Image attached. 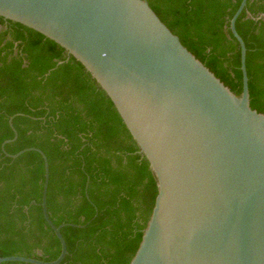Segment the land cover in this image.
<instances>
[{
	"label": "water",
	"instance_id": "obj_1",
	"mask_svg": "<svg viewBox=\"0 0 264 264\" xmlns=\"http://www.w3.org/2000/svg\"><path fill=\"white\" fill-rule=\"evenodd\" d=\"M240 48L242 91L231 92L160 21L146 0H0V17L64 49L112 102L145 156L157 195L129 264H264V114L249 105L246 48ZM8 124L14 137L17 134ZM44 165L41 209L60 243L50 262L0 257L4 262L60 264L67 255L46 209Z\"/></svg>",
	"mask_w": 264,
	"mask_h": 264
},
{
	"label": "trees",
	"instance_id": "obj_2",
	"mask_svg": "<svg viewBox=\"0 0 264 264\" xmlns=\"http://www.w3.org/2000/svg\"><path fill=\"white\" fill-rule=\"evenodd\" d=\"M160 21L224 86L242 91L240 48L229 22L241 0H146ZM235 29L246 48L249 105L264 114V0H247ZM14 141L1 145L14 137ZM60 264H129L157 187L112 102L85 68L53 41L0 17V257ZM2 264H25L4 262Z\"/></svg>",
	"mask_w": 264,
	"mask_h": 264
}]
</instances>
